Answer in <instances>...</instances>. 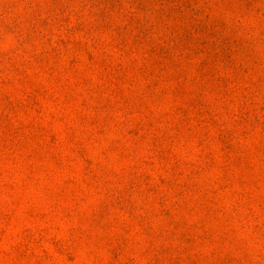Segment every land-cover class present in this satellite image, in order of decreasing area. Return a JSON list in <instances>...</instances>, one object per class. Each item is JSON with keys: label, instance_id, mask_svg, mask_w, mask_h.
Returning a JSON list of instances; mask_svg holds the SVG:
<instances>
[{"label": "rangeland", "instance_id": "rangeland-1", "mask_svg": "<svg viewBox=\"0 0 264 264\" xmlns=\"http://www.w3.org/2000/svg\"><path fill=\"white\" fill-rule=\"evenodd\" d=\"M0 264H264V0H0Z\"/></svg>", "mask_w": 264, "mask_h": 264}]
</instances>
